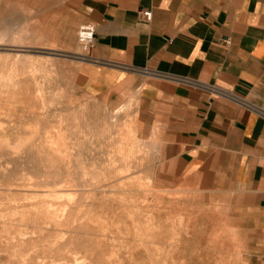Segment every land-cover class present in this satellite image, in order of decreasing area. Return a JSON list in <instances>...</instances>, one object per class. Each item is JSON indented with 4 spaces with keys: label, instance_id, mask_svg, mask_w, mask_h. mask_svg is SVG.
<instances>
[{
    "label": "rangeland",
    "instance_id": "374dc122",
    "mask_svg": "<svg viewBox=\"0 0 264 264\" xmlns=\"http://www.w3.org/2000/svg\"><path fill=\"white\" fill-rule=\"evenodd\" d=\"M84 24L0 0V264H246L232 206L165 181L129 112L77 87Z\"/></svg>",
    "mask_w": 264,
    "mask_h": 264
},
{
    "label": "crops",
    "instance_id": "0c3cea01",
    "mask_svg": "<svg viewBox=\"0 0 264 264\" xmlns=\"http://www.w3.org/2000/svg\"><path fill=\"white\" fill-rule=\"evenodd\" d=\"M73 1L95 28L77 87L129 112L165 181L226 200L264 264V0Z\"/></svg>",
    "mask_w": 264,
    "mask_h": 264
},
{
    "label": "built area",
    "instance_id": "2783aa9c",
    "mask_svg": "<svg viewBox=\"0 0 264 264\" xmlns=\"http://www.w3.org/2000/svg\"><path fill=\"white\" fill-rule=\"evenodd\" d=\"M143 14L147 20L152 19L153 14L151 11H144ZM94 35L95 28L92 24H84L81 26L79 32V41L85 50L88 51L92 46L94 42Z\"/></svg>",
    "mask_w": 264,
    "mask_h": 264
},
{
    "label": "bare ground",
    "instance_id": "6f19581e",
    "mask_svg": "<svg viewBox=\"0 0 264 264\" xmlns=\"http://www.w3.org/2000/svg\"><path fill=\"white\" fill-rule=\"evenodd\" d=\"M17 33H18V32H17ZM18 34H19V33H18ZM15 37H16V36H15ZM17 37H18V36H17ZM17 37H16V38H17ZM12 38H13V37H12ZM12 38H11V39H12Z\"/></svg>",
    "mask_w": 264,
    "mask_h": 264
}]
</instances>
